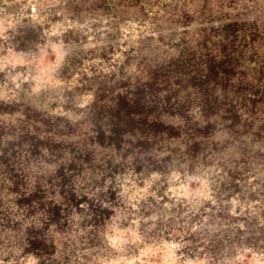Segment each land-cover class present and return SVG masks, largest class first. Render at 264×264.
Here are the masks:
<instances>
[{
  "label": "trees",
  "instance_id": "obj_1",
  "mask_svg": "<svg viewBox=\"0 0 264 264\" xmlns=\"http://www.w3.org/2000/svg\"><path fill=\"white\" fill-rule=\"evenodd\" d=\"M62 1L73 18L148 21L157 35L139 38L119 76L83 73L77 90H92L94 99L80 118L0 100V228L21 229L18 248L49 264L58 251L83 243L85 232L94 230L95 239L119 205L115 173L196 166L206 149H218L220 133L228 143H244L238 162L264 173V0ZM37 37L34 28L19 26L13 41L28 49ZM101 49L94 55L109 59L111 45ZM36 162L46 166L34 168ZM222 173L220 192L242 190L238 165ZM261 183L246 191L248 200L259 197ZM211 207L213 227H225L210 235L184 229L185 251L264 249V207L254 216ZM75 213L79 231L71 234Z\"/></svg>",
  "mask_w": 264,
  "mask_h": 264
},
{
  "label": "rangeland",
  "instance_id": "obj_2",
  "mask_svg": "<svg viewBox=\"0 0 264 264\" xmlns=\"http://www.w3.org/2000/svg\"><path fill=\"white\" fill-rule=\"evenodd\" d=\"M19 26L34 28L38 34L28 49H17L13 41ZM70 30L73 35H69ZM149 35L156 36L157 32L148 21L73 18L62 0H0V100H25L46 115L80 118L94 99L92 90H77L86 82L83 73L114 72L119 76L127 53L133 52L139 38ZM110 45L113 52L109 59L94 55ZM136 68L135 62L129 70ZM216 140L220 141L218 149H206L195 161L196 166L172 163L166 171L144 174L126 167L115 173L112 182L118 190L119 205L103 231L95 230V239L94 230L83 231V243L58 251L48 263L264 264V249L260 247L243 245L236 254L225 256L194 255L184 250V229H197L200 234L208 229L210 235L225 227H213L208 213L211 206L230 207L231 213L249 216L260 214L264 207V189L257 199H247L246 191L259 188L264 173H256L252 163L238 162L239 146L244 143H228L224 133ZM236 165L243 171L239 182L242 190L229 197L220 192L222 172L225 166ZM41 166L46 165L36 162L34 168ZM84 208L89 213L86 204ZM80 215L71 216V234L79 231L73 218ZM2 228L0 264L40 263L36 255L17 247L15 233L21 229Z\"/></svg>",
  "mask_w": 264,
  "mask_h": 264
}]
</instances>
